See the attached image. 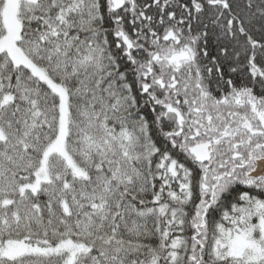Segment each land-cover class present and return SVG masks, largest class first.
<instances>
[{
  "label": "snow or ice",
  "instance_id": "snow-or-ice-1",
  "mask_svg": "<svg viewBox=\"0 0 264 264\" xmlns=\"http://www.w3.org/2000/svg\"><path fill=\"white\" fill-rule=\"evenodd\" d=\"M0 264H264V0H0Z\"/></svg>",
  "mask_w": 264,
  "mask_h": 264
}]
</instances>
